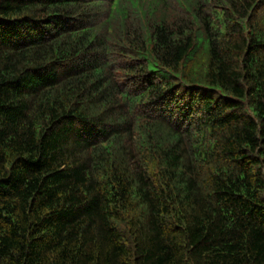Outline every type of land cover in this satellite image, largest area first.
<instances>
[{"label": "trees", "instance_id": "16d2710c", "mask_svg": "<svg viewBox=\"0 0 264 264\" xmlns=\"http://www.w3.org/2000/svg\"><path fill=\"white\" fill-rule=\"evenodd\" d=\"M0 264H264V0H0Z\"/></svg>", "mask_w": 264, "mask_h": 264}]
</instances>
